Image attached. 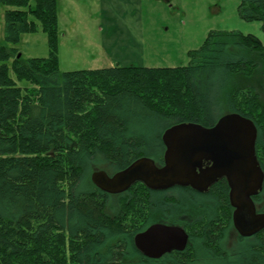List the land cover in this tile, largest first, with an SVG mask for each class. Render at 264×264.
Segmentation results:
<instances>
[{"label":"trees","instance_id":"16d2710c","mask_svg":"<svg viewBox=\"0 0 264 264\" xmlns=\"http://www.w3.org/2000/svg\"><path fill=\"white\" fill-rule=\"evenodd\" d=\"M0 4L8 7L10 44L0 46V264H264V229L254 240L238 236L233 250L224 245L233 216L226 183L207 193L138 184L114 206L94 183L83 187L100 163L120 170L144 156L161 161L165 129L211 127L224 107L256 124L264 171V100L257 87L238 81L258 71L264 78L260 38L211 30L188 52V65L62 72L57 0ZM238 8L242 19L260 21L264 29V0H240ZM39 29L49 55L23 57L17 45ZM154 136L158 150L149 145ZM254 200L264 212V183ZM154 222L183 226L187 247L159 259L145 256L135 236Z\"/></svg>","mask_w":264,"mask_h":264},{"label":"rangeland","instance_id":"374dc122","mask_svg":"<svg viewBox=\"0 0 264 264\" xmlns=\"http://www.w3.org/2000/svg\"><path fill=\"white\" fill-rule=\"evenodd\" d=\"M57 3L58 54L62 72L116 64L151 67L188 65V52L199 48L211 30L254 34L264 44L262 23L240 17V0H57ZM7 8L0 4V46L10 45L5 37ZM17 46L25 58L49 55L47 35L42 29L24 34ZM263 66L264 62H261L260 68ZM238 81L257 87L264 100L261 71L251 79L240 77ZM18 83L29 84L27 80H18ZM221 112L227 113L228 108L224 107ZM164 127L160 124L157 129ZM156 139L155 136L151 138L149 145L158 150L160 145ZM95 167L87 172L83 187H92L94 171H113V167L106 164L100 163ZM116 200L117 196H111L110 205L114 206ZM115 208L107 211L114 213ZM194 216L198 217V214L194 213ZM238 236L240 233L232 225L225 235V247L229 250L237 248Z\"/></svg>","mask_w":264,"mask_h":264},{"label":"water","instance_id":"95a60500","mask_svg":"<svg viewBox=\"0 0 264 264\" xmlns=\"http://www.w3.org/2000/svg\"><path fill=\"white\" fill-rule=\"evenodd\" d=\"M258 129L254 121L236 112L222 115L206 127L198 123H176L165 129L164 163L158 166L151 157L135 160L110 177L105 170L94 171L91 179L101 190L119 193L142 179L152 190L176 186L206 192L220 177H226L233 219L245 215L249 227L238 226L241 236H252L264 229V212H258L254 196L263 188L264 171L256 154ZM211 165L204 168L205 162ZM128 182L113 188L121 179ZM189 242L186 229L177 224L154 222L135 236V244L147 257L159 259L174 250L183 251Z\"/></svg>","mask_w":264,"mask_h":264},{"label":"flooded vegetation","instance_id":"af4514ba","mask_svg":"<svg viewBox=\"0 0 264 264\" xmlns=\"http://www.w3.org/2000/svg\"><path fill=\"white\" fill-rule=\"evenodd\" d=\"M163 145H164V144H163ZM164 152H165V146H164V151H163V156H162L161 161H157L155 158H153L158 166H161V165H163V163H164ZM210 165H211V162L206 161L205 164H204V168H207V167H209ZM99 170H103V169H99ZM99 170H96V171H99ZM121 170H123V169H120V170L113 169V171H111V170H109V171H108V170H105V171L108 173V175H109L110 177H113L114 174H116L117 172H119V171H121ZM128 181H129L128 178H127V179H121L120 182H119L117 185L113 186V188H114V187H115V188L121 187V186H123V184H125V183L128 182ZM219 182H222V183H224V184H225V183L228 184L226 177H220V178L218 179V181L215 182L214 184H212L206 192H199V193H207V192H209V190H210L215 184H218ZM138 184H144V181H143L142 179H136V180L132 181V182L129 184V187H128L126 190H124V191H122V192H119V193H108V192H105V191H104V192L107 193V194L110 195V196H120V195H122V194H124V193L130 191L133 187H135V186L138 185ZM176 187H178V188H182V189H183V188H185V189H188V188H189V189H191V190H194L193 188H191V187H189V186H188V187H180V186H176ZM176 187H173V188H176ZM170 189H172V188H170ZM167 190H169V189H167ZM167 190H158V191H167ZM194 191H196V190H194ZM196 192H198V191H196ZM256 206H257V211L260 213L261 211L259 210V209H260V208H259V205L256 204ZM183 216L185 217V216H187V215L184 214ZM236 222H237V223H234V219H233V216H232V225H234V227H235L236 229L238 228V226L241 227V228H243V229H245L244 227H247V229H252L251 227L248 226V225H249V219H248L245 215H241V217L238 218V220H236ZM230 228H231V227H230ZM237 231H238V230H237ZM254 235H255V234H254ZM254 235H252V236H246V238L249 239V240H254V239L256 238ZM224 242H225V240H224Z\"/></svg>","mask_w":264,"mask_h":264}]
</instances>
